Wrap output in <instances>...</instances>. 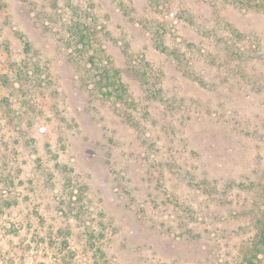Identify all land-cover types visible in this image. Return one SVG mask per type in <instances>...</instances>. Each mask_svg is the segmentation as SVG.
Returning a JSON list of instances; mask_svg holds the SVG:
<instances>
[{
  "label": "rangeland",
  "instance_id": "374dc122",
  "mask_svg": "<svg viewBox=\"0 0 264 264\" xmlns=\"http://www.w3.org/2000/svg\"><path fill=\"white\" fill-rule=\"evenodd\" d=\"M72 3L125 99L83 78ZM261 231L263 12L0 0V264H264Z\"/></svg>",
  "mask_w": 264,
  "mask_h": 264
},
{
  "label": "trees",
  "instance_id": "16d2710c",
  "mask_svg": "<svg viewBox=\"0 0 264 264\" xmlns=\"http://www.w3.org/2000/svg\"><path fill=\"white\" fill-rule=\"evenodd\" d=\"M233 3L246 5L251 9H257L264 13V2L259 0H231ZM72 12L71 19H63V27L67 32V44L74 52L78 66L84 67V79L92 86L97 94L108 100H123L127 95V87L122 81L118 70L108 64L102 52L99 53L93 44L92 26L86 24L85 20L90 17L80 12L73 5L69 7ZM74 9V11H73ZM163 39V37H162ZM7 50V49H6ZM7 64L11 62L10 56L3 54ZM256 246L259 252H264V232L261 231ZM261 250V251H260ZM252 264V261H246Z\"/></svg>",
  "mask_w": 264,
  "mask_h": 264
}]
</instances>
